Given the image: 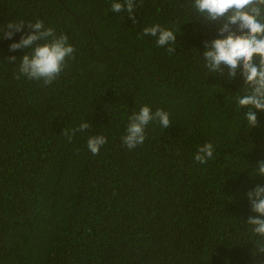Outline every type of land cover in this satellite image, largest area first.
Instances as JSON below:
<instances>
[{
	"label": "trees",
	"instance_id": "trees-1",
	"mask_svg": "<svg viewBox=\"0 0 264 264\" xmlns=\"http://www.w3.org/2000/svg\"><path fill=\"white\" fill-rule=\"evenodd\" d=\"M113 2L0 0V27L25 22L11 39L0 33V264H264L246 223L258 216L247 193L264 186L252 175L264 111L247 127L243 76L204 67L221 24L199 18L194 0H135L134 19ZM37 20L75 48L49 86L17 80L29 49L10 50ZM157 23L174 45L141 36ZM143 105L164 109L171 126L151 122L129 149L121 138ZM82 122L91 127L69 142L63 130ZM93 135L107 138L95 155ZM209 142L212 158L196 162Z\"/></svg>",
	"mask_w": 264,
	"mask_h": 264
},
{
	"label": "clouds",
	"instance_id": "clouds-1",
	"mask_svg": "<svg viewBox=\"0 0 264 264\" xmlns=\"http://www.w3.org/2000/svg\"><path fill=\"white\" fill-rule=\"evenodd\" d=\"M135 0H114L111 10L121 12L127 10L129 16L134 19ZM191 8L199 13L208 22L220 23L219 36L210 42H206V50L203 52L204 67L211 72L224 76L227 72L229 79H235L238 72L245 80L242 96H237L238 108H247L243 118L247 121V127L255 128L258 125L257 110L264 111V0H194ZM25 22L9 21L0 27V33H4L6 39H11L16 32H21ZM31 34L21 37L17 43L10 45V50L21 48L29 49L22 56L18 64L16 79L21 76L29 80L42 81L45 86L51 85L68 66V59H74L75 48L68 42L66 34L57 35L52 27H45L42 20L28 22ZM5 29H8L5 32ZM141 36L156 38L159 47L174 45L177 36L174 31L160 24L143 28ZM175 47H167V52L172 54ZM12 56L8 60L16 61ZM158 122L167 129L171 126L169 113L162 108L154 112L148 105L140 107L128 118L122 143L129 149L142 145L146 139V128L151 122ZM91 127L88 122H82L77 128L71 130L69 135L66 128L62 135L68 137L69 142L77 132H84ZM107 143L104 135H93L87 140L88 149L95 155ZM214 153L211 142L199 146L195 161L206 164ZM253 176H264V161H260ZM251 211L258 216H249L246 223L251 225L254 235L260 237L255 243L256 253H264V186L257 185L254 190L247 193Z\"/></svg>",
	"mask_w": 264,
	"mask_h": 264
}]
</instances>
